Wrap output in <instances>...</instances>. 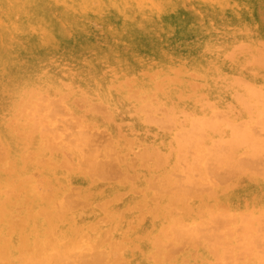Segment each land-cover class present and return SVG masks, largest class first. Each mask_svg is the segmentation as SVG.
Listing matches in <instances>:
<instances>
[{"label":"clouds","instance_id":"obj_1","mask_svg":"<svg viewBox=\"0 0 264 264\" xmlns=\"http://www.w3.org/2000/svg\"><path fill=\"white\" fill-rule=\"evenodd\" d=\"M0 264H264V0H0Z\"/></svg>","mask_w":264,"mask_h":264}]
</instances>
